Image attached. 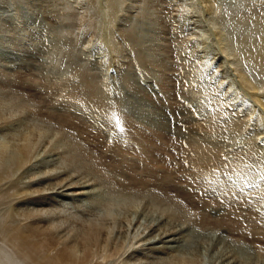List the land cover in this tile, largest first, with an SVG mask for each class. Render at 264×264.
Returning a JSON list of instances; mask_svg holds the SVG:
<instances>
[{"label":"rangeland","instance_id":"rangeland-1","mask_svg":"<svg viewBox=\"0 0 264 264\" xmlns=\"http://www.w3.org/2000/svg\"><path fill=\"white\" fill-rule=\"evenodd\" d=\"M85 1L0 0V97L1 91L6 92L8 84L13 82L25 91L24 97L40 117L54 119L63 127L65 122L61 118L65 119L68 129L71 124L77 127V133L70 132L73 137H86L89 130L91 137L88 141L87 137L82 139H86L83 146L92 151L98 147L96 142H101L99 151L108 152L112 165L99 162L98 169L110 172L113 184L122 181L126 184L124 187L134 186L136 193L141 194L137 195L139 212L142 206L150 203L154 189L162 184L172 186L176 192H193L198 204L190 209L193 213L189 214L178 237L186 246L200 239L202 264H220L219 256L230 248L236 253L234 263L240 262L245 254L251 264L261 263L257 253L258 248L264 246V228L249 227L247 235L243 232V236L223 221L217 224L201 222L204 214L217 212L215 216L219 218L227 214L229 207H224L223 203L216 205L214 200L212 203L207 198L208 204L205 188H201L199 182L198 185L193 183L186 166H180L187 157L185 149L195 144L220 150L222 158L228 157L230 161L225 172L216 174L222 175L225 181L228 179L235 198L240 197L247 186L246 204L251 203L250 209L255 212H264V172H261L264 171V121L254 122L257 113L254 109L255 112L248 111V108H252L249 104L256 101L246 90L248 87L242 85L239 76L243 72L252 83L260 86L259 96L264 102V73L251 62L239 64L235 52L239 54L242 39L250 41L262 36L253 22L255 13L242 10L246 0H211L213 6L209 0H206L209 1L207 5L203 0H90L92 6L83 4ZM223 43L227 44L226 55L233 54L228 60L222 56ZM232 93L241 99L240 102L237 97L234 100ZM242 94H247V98ZM91 99L96 101L95 106L86 109ZM241 101H246L245 105L249 106ZM255 106L256 110L260 109ZM108 108L114 112L113 116L120 110L117 112L125 114V122L137 121L142 125L145 131H137V135L138 132H148L159 155L142 158L138 153L140 149L136 151L131 146V139L120 131L117 123L106 122L110 116ZM113 141L119 142L115 145L119 150L109 146ZM229 150H233L232 155ZM56 157V164L41 167L50 170L52 177L57 176L60 182L76 181L70 168L57 154ZM242 169L249 173L242 174L243 171L239 172ZM250 171L252 175L249 176ZM151 173L157 180L149 186L145 181ZM225 174L229 177L226 178ZM10 178L14 184L8 186V191L20 187V172L15 171ZM30 180L27 179L24 192L35 187L38 181ZM75 185L68 193L81 191V183ZM29 194H23L18 202L13 198L9 208L10 202L4 196L10 197V194L0 193V223L19 202L27 201ZM51 195L54 199H44L63 216L57 214L51 226L39 223L40 211L49 207L36 204L33 207L35 221L23 215L22 227L0 228V245L16 264H88V257L77 262L76 258L80 256L68 255L60 260L52 248L64 252L66 245L78 243L79 253L86 245H98L100 251L103 238L111 240L119 228L117 219L121 217V202H108L97 188L88 196L60 197L61 205L57 200L59 197ZM169 195L172 197L173 190ZM219 195L222 198L221 192ZM185 197L189 204L191 198ZM182 214L185 216L184 211ZM108 217L112 225L105 228V234L96 240L88 220L92 219V226H96ZM107 231L109 235H106ZM62 235L64 240L60 239ZM245 235L249 238L246 239ZM165 251L158 255L161 257ZM88 252L86 249L85 253ZM171 253L164 256L165 261L175 264L179 260L178 254ZM135 254L140 255L138 251Z\"/></svg>","mask_w":264,"mask_h":264},{"label":"bare ground","instance_id":"bare-ground-1","mask_svg":"<svg viewBox=\"0 0 264 264\" xmlns=\"http://www.w3.org/2000/svg\"><path fill=\"white\" fill-rule=\"evenodd\" d=\"M209 1L210 4H212L213 6V2L211 3V0ZM85 2H83V4L88 3V5L92 6L90 4V0H86ZM203 2H205V4L207 5L206 0H203ZM214 2H215L214 4H216V1ZM242 10L247 13H255V15L253 16L254 18L253 22L255 24V27L258 28V31H260L262 36L259 39H257L258 37L256 39L253 37L250 39V41L248 40L245 41L244 39L240 41V49L238 50L239 54L237 51H235L236 54L238 55L239 64L245 61L248 63L251 62V64L254 65L255 68H258L264 73V0H246V6ZM209 13L212 12H210L209 10ZM219 21H221L220 18ZM222 47H223L222 56H224L225 60H228V58L233 54L229 53L226 55L227 44L224 45L223 43ZM241 70L242 68L240 69V71ZM241 74L239 76L242 85L248 87L246 88V90H249L251 92V95L254 96V101L258 103V104L256 102L254 104L250 103L249 105H251L252 108H248V111L250 110L253 111L254 109L256 112L255 111L253 112L257 113L255 114V117L253 119L254 122L258 121L260 123H263L264 111L260 109L261 108L264 109L263 108L264 102L262 100V97L260 98L261 95L259 96V92L261 91V89L259 90L258 87L260 86L256 85L257 83L256 84L252 83L249 80L250 78L248 79V77L245 74H242V76ZM8 86L9 87L6 89V92L1 91L3 94L2 97H0V132L3 135V139L0 140V193L10 194V197L4 196V199L8 203L10 202V204L7 205L9 206V208H11V205L13 203V198L15 201L18 202L23 194L29 192H30L29 194L30 198L25 202L22 201L19 202L17 206L14 208L13 212H9L4 217H2L0 228L22 227L24 225V220L21 219L23 215H27L30 219L35 221L36 216L33 214V211L35 210L33 207L36 204H39L38 206L47 205L49 207L48 210L40 211L41 213L38 215V218H39V223H44V224L48 223V226H51L54 223L55 216H57V214L58 215L60 214V216L63 215L60 212L58 213L55 212L53 210V206L49 204L48 201H46L44 198L54 199L52 198L51 195L53 194V196L55 195L56 197H59L57 198V200L59 201L60 204L62 201L60 197L72 198L73 195L77 196L78 194L88 196L90 193H93V190H95V188H97L102 191L103 197L108 202H113L116 204H120L119 201L121 202L120 204L121 208L119 209V215H121V217L117 219L118 220L117 223L119 227L117 232L115 233V235L112 237L111 240H109L106 237L103 238L101 242L100 251L98 245H86L84 251L79 253L78 243L77 245H66L64 252L61 251L57 252V248H52V252L54 253V251H56L55 254L60 258V260H63L68 255H74L81 257V258H76L77 262L82 261L86 259V257H88V264H169L168 261H165L164 256L166 254L172 255L171 252H175L178 254L177 257L179 259L178 261H175V264H202L201 256L203 255L202 254L203 245L200 247L199 244L200 239L199 241L195 240L193 245L186 246L182 244L183 241L179 240L180 237H178V235H180V233L183 232L182 226H184L185 222L188 221L189 214L193 213V211L190 209L194 207L193 205L198 204V200L197 201L195 200L197 199V197L194 198L193 192L192 194L191 193L189 194V192H184L185 190L184 191L178 190L180 192L179 193L176 192L172 186L162 184L160 187L154 189V194L150 196V203L145 206H142V209L139 212L137 208L139 204L137 202V195L141 196V194L139 192L136 193L135 189H133L134 186L129 184L131 186L124 187L126 184L122 181L113 184L112 175L110 174V172L108 171L101 172L98 169L99 162L100 163L104 162L103 164L110 163L109 165H112V161L108 155V152L100 153L99 151V148H102L101 142L100 141L96 142V146H98L96 148L97 150L93 149L92 151H89L86 148V146H83L85 145L84 141L86 139H84V141L82 139L87 137V141H88L91 137V132L89 130H88V136L86 137L82 136V138L77 136L79 137L80 140L77 137H73L72 133L70 132L75 131L77 133V130H75L77 127L72 126L71 124L69 125L70 128L68 129L66 126L67 125L66 121L63 118H61V121L65 122L64 127L60 125V122L58 121L56 122L54 119H51L49 117L48 118L40 117V115L33 108L32 103H30L26 99L27 97L26 98L24 97L25 91L20 90V87L14 85L13 82L9 83ZM231 95H234L235 97L234 93H232ZM245 96H247V94L243 95L242 97L246 99L247 97ZM236 97L237 99L239 98L238 96ZM236 97L234 100H236ZM249 99H251V96H249ZM241 102L244 105L245 103H247L246 101L244 102L241 101ZM95 103L96 101L94 99H91L88 102V104H86V109L92 108L93 106H95ZM244 105L241 104V107ZM255 105L257 107L258 105L263 107L261 108L258 107L260 109L256 110V108H254ZM245 106L248 107L247 105ZM107 111H108L107 113H110L109 114L110 116H108L106 122L107 123L113 122V124L118 122L119 123L118 127L120 131L121 129H123V131L121 132L131 139L132 141L131 146L134 147L136 151L137 148L140 149L138 153L142 158L149 159L150 157L159 155L157 153V148L155 147V143L149 140L150 136L147 135L148 132L147 133L138 132L137 135V131H145L144 128H142V125L140 124L138 125L137 121L125 122L126 120L125 114H123V112L121 113L117 112L120 110L115 111L114 116L112 115V113L114 112L110 111L109 108ZM102 116H104V114H102ZM76 125L79 126L78 124ZM262 125L260 126L262 127ZM108 126H110V124ZM100 137L103 138V136ZM145 138H147L148 140H146ZM91 142H93V140H91ZM117 144H119L118 141H113L111 144L109 143V146L111 147ZM247 144L248 142H246V145ZM92 146H94V144ZM115 148L119 150L116 146ZM234 149L235 152H237L236 148ZM240 149L242 148L240 147ZM222 151L224 153L225 150ZM184 153L187 155V157L186 156L184 157L185 163H181L180 166L181 167L186 166V170L188 171L189 175L192 177L193 183H197L198 185L199 182V186H202L201 188L203 187L205 188L204 192L206 195L205 197L206 200H208L207 198H209V200L211 199V202L212 200H214V203L216 202L215 203L216 205H220L223 203L225 205L224 207H229L228 210L229 212L228 211L225 212L227 214L223 215L222 217L220 216L219 218L215 216L217 212L212 213L213 215L212 214L210 215L208 213L207 215L204 214L203 217L200 218L201 222L211 221L214 224H217L223 221L225 222L226 226H229L234 230L240 231V233L243 236H244L243 232H245L246 234L249 227L250 229L251 227L252 228L257 227L260 229L264 228V212L263 211L255 212L252 208L250 209L249 204L251 203L248 202V204H246L247 203L246 199L248 195V193H246V191H248V189H246L247 186L246 187L244 186L246 191H242L241 196L235 198L232 192V186L227 183L228 179L225 181L221 178L222 175L216 174L219 172L226 171L230 161L228 157L222 158V153L220 152V150L218 149L212 150L211 147L209 149L207 147L202 146L200 143L198 145L197 144L193 145L192 147H190V149H185ZM56 154L70 168L73 176L77 178L76 181H73L72 183L60 182L57 176L52 177V172L50 170L41 167V165L43 164L47 166H52L56 164V160H57ZM236 156L237 155H235V157ZM7 159H9L12 163H9ZM118 159L120 160V156L118 157ZM246 165L247 164H244V166ZM246 167L249 166L247 165ZM112 168H115V166H113ZM15 171H17V173L18 172L21 173V178L19 182L20 187H15L16 186L15 185L14 186L15 188L8 191L7 190L8 186L13 187L14 183L11 182V180L13 179L10 177L14 174ZM253 171L254 170H252V174ZM239 172H242V174L249 173V172L247 173V170L244 171V169L240 170ZM261 172L264 171L261 170ZM260 173H258L257 176ZM98 174H100L101 177H98ZM252 174L250 171L249 176ZM224 176L226 178L229 177L228 174H225ZM238 177L241 178V176L239 175ZM28 178L31 179L30 181L32 182L35 181V183L37 180L38 181L35 187L30 188L29 191L24 192V188H26L25 184H27ZM43 179L45 180L43 181ZM156 180L157 179L154 178V174L151 173L149 179L146 180L145 183L148 184L149 186H152ZM247 180H249V178ZM236 181L239 180L236 179ZM246 182L244 183L247 184L248 182L247 183ZM78 183H81V191L78 194L76 193L77 190H74L75 193H68L73 189V187H76L75 184ZM43 184L46 185V187L42 188ZM106 184H108V187H110V189L112 190L111 192H109V188H107ZM238 184L240 185V182ZM170 190H173L172 197L169 195ZM220 192L224 200L220 197L219 195ZM223 192H225L226 194H223ZM60 193L66 196H63ZM199 195H201L200 192ZM185 196L191 198V202H189V204ZM201 197L202 195L199 198ZM77 199L75 198L74 200L78 201ZM209 200H208V204H209ZM206 202L204 206L207 205ZM183 211L185 212V216L182 214ZM235 213H238V215H236ZM91 215L94 216L95 213ZM97 215L101 217H105L100 214ZM200 219L198 218L197 221H199ZM155 220L158 221L155 223ZM88 223L90 225L92 232L94 233V237L96 240L99 239V236L105 234L104 232L105 228L107 229L108 226L112 225L111 221H109V217L107 218V220L104 219L101 220V222H99V225L96 226H92V219H89ZM178 226H180V228H178ZM106 235H109V231H107ZM63 237L64 235L60 236V239L64 240L65 238ZM248 238L246 237V239ZM86 249H88L89 251L88 254L85 253ZM164 250L167 251H165L160 257L158 254L160 252H163ZM226 250L227 251L221 253V256H219V258L221 259L220 264L222 262H226L228 264H251L247 256L248 254H245L242 257V259H240L241 260L240 262L239 261L236 263L232 262L233 257L235 256L236 253L232 252L231 248L230 250L228 249ZM136 251L140 253L138 257L135 254ZM257 255L259 256V258H261L260 259L261 263L258 262V264H264V246H260L258 248ZM0 264H16L14 259L10 256V254L6 253V249L3 245H0Z\"/></svg>","mask_w":264,"mask_h":264},{"label":"snow or ice","instance_id":"snow-or-ice-1","mask_svg":"<svg viewBox=\"0 0 264 264\" xmlns=\"http://www.w3.org/2000/svg\"><path fill=\"white\" fill-rule=\"evenodd\" d=\"M117 126H119V123L117 122ZM121 130H123V129H121Z\"/></svg>","mask_w":264,"mask_h":264}]
</instances>
